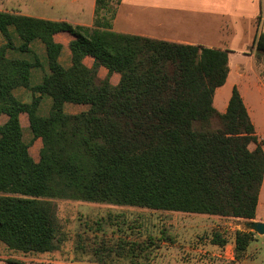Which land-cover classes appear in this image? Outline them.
Masks as SVG:
<instances>
[{"label": "trees", "instance_id": "trees-1", "mask_svg": "<svg viewBox=\"0 0 264 264\" xmlns=\"http://www.w3.org/2000/svg\"><path fill=\"white\" fill-rule=\"evenodd\" d=\"M116 12L113 0H95L94 23L86 26L0 11V30L8 37L14 25L24 41L20 50L29 51L35 38L43 40L51 69L31 86L36 62L8 58L10 41L0 47V115H8L0 125V243L9 251L50 253L70 240L45 198L256 218L262 143L236 86L224 112L213 101L230 71L228 50L117 31ZM61 31L75 37L69 68L58 60L61 45L54 35ZM254 44L257 59L264 60V32ZM88 55L95 60L92 67L83 62ZM101 66L108 69L103 79ZM114 73L120 75L117 83L111 81ZM19 86L31 89L32 102L15 97ZM44 94L52 98L45 117L38 114ZM66 102L89 108L69 114ZM21 113L42 140L39 161L23 138ZM255 234L237 230L235 257ZM84 242L77 234V251H87ZM227 242L213 231V244ZM147 247L121 238L113 246L96 244L93 254L101 263L113 252L133 260Z\"/></svg>", "mask_w": 264, "mask_h": 264}, {"label": "rangeland", "instance_id": "rangeland-1", "mask_svg": "<svg viewBox=\"0 0 264 264\" xmlns=\"http://www.w3.org/2000/svg\"><path fill=\"white\" fill-rule=\"evenodd\" d=\"M50 1L59 4L62 2L65 4L62 11H69L71 14L83 8V19L90 20L92 17L90 6L92 0H0V5L19 7L22 11L36 14L42 11L43 2L47 4ZM113 1L115 5H119L118 0ZM121 1L125 16L128 13L136 14L135 9L138 5L146 8L152 4V0H119V3ZM205 2L209 4L204 6L210 12L208 15L193 16L195 24L184 22L183 16L177 17V22H180L178 27L181 32L187 33L188 36L193 28L198 32L205 28L203 42L206 44L241 49L243 36L252 29H257L256 16L257 19L264 17V0H205ZM183 3L186 7L189 5L201 7L193 0H185ZM149 14L151 13L144 11L140 12L139 16L146 18ZM135 22L136 19L133 17L132 24ZM249 41L251 44L252 41ZM240 60L245 61L250 67L248 59L240 57ZM260 72L264 77V61ZM249 73L255 78L256 74L252 68ZM258 92L253 120L264 149V85ZM216 106L223 110L220 100ZM23 138L26 143L30 141L27 135L23 134ZM31 150L33 154H38L32 147ZM259 199L256 218L264 222V179ZM44 202L57 218L60 228L69 234L70 240L62 244L58 250L44 254L12 252L0 243V264H9L5 261L7 259L21 260L23 264H264L262 235L251 241L242 255L235 257L236 232L245 229V222L249 221L244 218L156 210L78 199L45 198ZM216 230L228 240L223 247L212 243V234ZM77 234L84 237L87 251H77L75 245ZM121 238L137 241L148 247L141 256L133 260L115 252L107 263L95 259L93 248L96 244L106 241L113 246ZM232 256L234 259H231Z\"/></svg>", "mask_w": 264, "mask_h": 264}, {"label": "crops", "instance_id": "crops-1", "mask_svg": "<svg viewBox=\"0 0 264 264\" xmlns=\"http://www.w3.org/2000/svg\"><path fill=\"white\" fill-rule=\"evenodd\" d=\"M184 1L185 0H152V4L150 3L148 6H146V8H142L141 6L138 5L135 9L136 14L133 15L132 13H128L127 16H125L124 14L123 4L121 1L117 6L116 16L113 20V28L117 31L148 36L156 39L169 40V41L195 44V45H203L206 47L228 50L230 71L225 84H223L221 87H218L215 91V95L213 98L214 105L217 108L216 103L217 101L220 100L223 105V110L221 109L220 110L221 112H224L227 108L229 99L231 97L232 89L236 86L239 89L243 97L244 103L251 116V119L255 124L253 120V113H255L257 107L256 94L259 93L258 90L260 91L262 85H264V77L260 72L264 60L259 61L257 59L255 54L256 47L254 41L256 36L264 32V17L261 16V18L257 19L256 16L255 20H257V29L256 30L252 29L251 31H249V33L243 36L242 43L240 45L241 49L218 47L203 42L205 38V28H203V30H200V32H198L197 29L193 28V31L188 33L190 34L189 36L187 35V33L181 32V30L178 27L180 22H177V17L182 18L183 16L184 22L191 24L193 22L195 24V21L193 19L195 15L201 16L204 14L208 15V13H210L209 10L205 9L204 7L205 5L206 6L209 5L208 3L205 2V0H193L196 1L197 4H200L198 5L201 6L199 8L192 7L191 5L186 7L183 3ZM44 3L45 2H43L42 4L44 6L42 11L36 14L22 11L19 7H3L2 5H0V11L19 13L22 15L50 19L55 21L66 20L73 24L86 25V26H92L94 23L95 0H92V4L90 5L92 10V17L90 20L83 19L82 17L83 8H79L76 13L71 14L69 13V11H62L65 5L62 2L61 4L54 2L51 3V1L48 2L47 4ZM144 11L150 12L151 14L147 15L146 18L140 17L139 16L140 12H144ZM133 17H135L136 19L134 25L132 24ZM198 33H200V35H197ZM179 35L180 36L185 35V36L180 37ZM74 39L75 37L67 31H61L54 35V41L61 45V51L59 53L58 60L59 63L64 68H69L72 66V54H71L70 44ZM249 40L252 41L251 44ZM9 41L13 44V47L7 49V57L10 59H25L32 63L36 62V65H34L30 71V85L36 86L40 84L43 81L44 77L51 73L46 44L43 42L42 39L35 38L30 42L29 51L20 50V46L23 44L24 41L17 32V29L14 25L8 26V37L5 34H3V32L0 30V47L7 45ZM240 57H244L248 59L250 67L246 65L245 61L241 62ZM83 62L87 67H92L95 60L92 56L88 55L84 58ZM250 68H252L255 71L256 74L255 78H253L250 75L249 73ZM98 75L102 79L105 78L108 75V69L104 66H101ZM119 80H120V75L118 73H114L111 75L112 83H117ZM13 94L19 101L23 103H30L33 100V92L31 91L30 88L24 86L16 87L13 90ZM37 96H40V94L37 93ZM41 96L42 97L38 107V114L45 117L49 114L52 105V98L46 94ZM88 108L89 105H85V104H77L72 102H66L64 104V110L66 113L69 114H77L87 110ZM7 120H8V115L6 114L0 115V125L4 124ZM20 121L24 136L27 135V137L30 138L29 139L30 141L29 142L27 141V143L29 144L30 147L33 148V150L35 149L38 151V154L35 155L32 153V150L30 151V147H29L30 154L35 161H39L40 150L43 145L42 140L41 138L34 137L30 128L29 116L27 113L20 114ZM252 220L263 221L257 218ZM258 235H259L258 233L255 234L256 239ZM231 259H234V257L232 256Z\"/></svg>", "mask_w": 264, "mask_h": 264}, {"label": "water", "instance_id": "water-1", "mask_svg": "<svg viewBox=\"0 0 264 264\" xmlns=\"http://www.w3.org/2000/svg\"><path fill=\"white\" fill-rule=\"evenodd\" d=\"M245 228L250 229L259 235L264 236V222L263 221H255V220H250L245 222Z\"/></svg>", "mask_w": 264, "mask_h": 264}]
</instances>
